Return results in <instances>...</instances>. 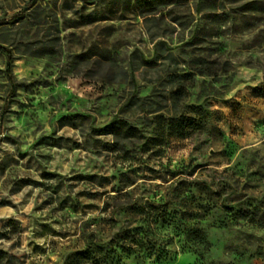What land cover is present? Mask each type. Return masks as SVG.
<instances>
[{"label":"rangeland","instance_id":"1","mask_svg":"<svg viewBox=\"0 0 264 264\" xmlns=\"http://www.w3.org/2000/svg\"><path fill=\"white\" fill-rule=\"evenodd\" d=\"M0 264H264V0H0Z\"/></svg>","mask_w":264,"mask_h":264},{"label":"trees","instance_id":"2","mask_svg":"<svg viewBox=\"0 0 264 264\" xmlns=\"http://www.w3.org/2000/svg\"><path fill=\"white\" fill-rule=\"evenodd\" d=\"M125 235V236H124ZM123 236L119 237V241L118 239L115 240L117 241V243L114 241H112L111 244H117V246H121V242L124 241V238H126L127 236H131L129 237L130 239L134 240V243L136 245H144V241H146V239H148V233H144L142 228H134V229H130L128 230V232H126ZM149 248V254L153 255L156 252H158V249H156L155 245L153 247H148ZM93 249L88 250L87 252H85L84 254H82V256H89V255H93ZM163 254V252L161 253ZM94 257V255L92 256Z\"/></svg>","mask_w":264,"mask_h":264}]
</instances>
